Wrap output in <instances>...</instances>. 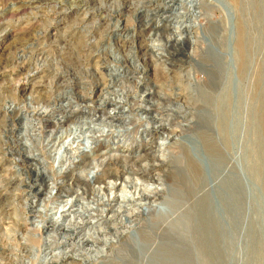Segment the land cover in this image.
I'll return each instance as SVG.
<instances>
[{"label":"rangeland","instance_id":"obj_1","mask_svg":"<svg viewBox=\"0 0 264 264\" xmlns=\"http://www.w3.org/2000/svg\"><path fill=\"white\" fill-rule=\"evenodd\" d=\"M163 179L204 221L248 198L220 260L264 264V0H0V264H172Z\"/></svg>","mask_w":264,"mask_h":264},{"label":"water","instance_id":"obj_2","mask_svg":"<svg viewBox=\"0 0 264 264\" xmlns=\"http://www.w3.org/2000/svg\"><path fill=\"white\" fill-rule=\"evenodd\" d=\"M188 145L193 149V146ZM194 155L203 165L206 182H211L210 175L213 169L208 165L207 159L202 155ZM178 172L184 173L180 169ZM229 178H232V176L230 175ZM156 183L158 184L156 186L159 190L157 195L160 196V200L151 202V204L153 206L157 205L162 210L164 209L166 211V205L172 208L177 200L187 199L190 195L179 196L180 191L174 185H162V181H157ZM163 189L167 190L166 194L163 193ZM230 189L231 195L229 197L234 198V190L246 192L248 185L246 183H238L234 188V184H232ZM177 194L178 197H176ZM247 201L248 198L244 199L242 201L243 205H247ZM219 203L214 199L211 200L210 207L213 211H216V217L205 221L201 219L202 211L200 208L187 205L174 206V209L179 211V215L176 218L179 221V225L176 226L177 234L174 236L176 238L168 242V251L165 252L167 261L172 264H206L210 261L221 264L220 254L225 240L231 241L237 238L238 243L242 245L241 234L247 226V208H243L244 206L240 203H237L236 206L235 201H233L229 203L231 207L223 214L220 208L217 209ZM215 223L219 224L220 230L214 231L212 229ZM135 247L139 249L137 245ZM141 249L145 251L138 256L142 261L147 256L149 248L141 246Z\"/></svg>","mask_w":264,"mask_h":264},{"label":"bare ground","instance_id":"obj_3","mask_svg":"<svg viewBox=\"0 0 264 264\" xmlns=\"http://www.w3.org/2000/svg\"><path fill=\"white\" fill-rule=\"evenodd\" d=\"M202 1V0H201ZM232 2H234V1H236V0H231ZM156 5H158L159 6V4H156ZM19 68L20 69H24V65L22 64V66H19ZM109 68V67H108ZM68 86H70V85H68ZM123 92V91H122ZM60 95V94H59ZM62 95V94H61ZM60 95V96H61ZM122 97H123V95L121 94V99H122ZM60 100V99H59ZM58 100V101H59ZM61 101V100H60ZM36 103H38L39 105H40V103L39 102H37V101H35ZM31 104H32V102H31ZM37 104V105H38ZM35 105V104H34ZM36 105V106H37ZM35 106V107H36ZM42 106V105H41ZM19 107L21 108V106L19 105ZM23 107V106H22ZM26 107V106H25ZM30 107V106H29ZM32 107H33V105H32ZM34 107V108H35ZM38 107H40V106H38ZM41 108V107H40ZM127 108V107H126ZM22 109V108H21ZM44 109H45V107H44ZM23 110V109H22ZM37 111H38V109H36ZM21 111V110H20ZM45 111V110H44ZM43 111V112H44ZM127 111H129V112H135V114L136 113H138V118H141V116L143 115V113H144V115H145V113H147V111H148V108L147 107H145V105H141L140 103H137L135 106H134V108H133V106H131V107H129L128 106V108H127ZM43 114V113H42ZM48 114V113H47ZM50 114V113H49ZM127 114H129V113H127ZM62 116V115H61ZM59 117H60V115H59ZM60 118H62V117H60ZM155 126H148V125H145L144 126V129H143V131H141L142 132V134H148V135H152L153 133H152V130H154L155 128H154ZM14 128V127H13ZM9 129V128H8ZM15 129V128H14ZM75 131V130H74ZM83 131V130H82ZM73 132V131H72ZM78 132H80V131H78ZM10 134V133H9ZM70 134H73L72 136V140L71 141H69L70 143H65L66 141H68L69 139H70V137L71 136H69ZM75 134V132L74 133H65V135H67V139L66 140H61L59 143H57L56 144V146H55V150H54V154L51 156V157H49V159L52 161V162H57V163H60V162H63V160L64 159H62L67 153H71V152H74L75 150H76V147L75 148H72L71 146H72V144L73 143H76V141L77 140H79L78 139V136H75L74 135ZM81 134V133H80ZM141 134V133H140ZM165 134V133H164ZM167 132H166V136H167ZM123 134L122 133H119L118 131H116V132H114V133H112V137H114V138H117L118 139V141H120V137L122 136ZM75 136V137H74ZM87 136V135H86ZM49 137V136H48ZM123 138H125V136H123ZM60 139V138H59ZM62 139V138H61ZM64 139V138H63ZM55 140V139H54ZM57 140H58V138H57ZM84 142L85 143H87V142H89V140H88V137H85L84 136ZM122 140V139H121ZM56 141V140H55ZM56 143V142H55ZM54 143V144H55ZM54 144H52V145H54ZM77 145H79L78 143H76ZM75 144V145H76ZM70 146V148H65L66 146ZM65 152V155H63L62 153H64ZM132 179H135V180H137V178H132ZM158 179H161V178H159L158 177ZM180 181V180H179ZM136 183H133V185H132V187L131 188H133V191L131 190V188L130 187H127V185L124 183V182H122V185L120 186V189L118 190V192L121 194V195H119L120 197H123V198H125L128 194H130L131 195V198H133V195L134 194H136L137 195V189L139 188L138 187V185H139V183L137 182V181H135ZM163 183L164 184H174L171 180H169V181H166L165 179H163ZM105 185H106V187L108 188H111V192L108 194V193H106L105 192V197H107V198H110V196L112 195L111 193H113L114 191H112L113 189H114V186H115V183L113 182V180H111V179H108V180H106L105 181ZM174 185H176V183L174 184ZM138 187V188H137ZM108 192V191H107ZM85 193V192H84ZM116 193H117V191H116ZM83 194V193H82ZM114 195V194H113ZM89 199V198H88ZM129 199V198H128ZM125 200V199H124ZM130 201V200H129ZM152 201V200H151ZM154 201V200H153ZM93 211V210H92ZM90 217H88V219H89ZM91 220H92V218H90ZM39 251V250H38ZM40 252V251H39ZM38 252V253H39Z\"/></svg>","mask_w":264,"mask_h":264}]
</instances>
